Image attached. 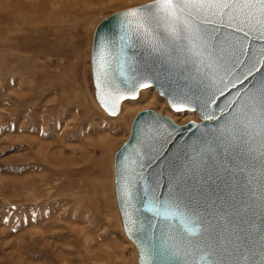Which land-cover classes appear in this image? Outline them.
I'll return each instance as SVG.
<instances>
[{
	"label": "water",
	"instance_id": "obj_1",
	"mask_svg": "<svg viewBox=\"0 0 264 264\" xmlns=\"http://www.w3.org/2000/svg\"><path fill=\"white\" fill-rule=\"evenodd\" d=\"M154 3L96 24L94 100L114 118L123 102L154 88L174 112H195L199 121L179 125L151 109L136 114L113 161L123 233L137 264H189L203 256L214 264H264V139L235 119L247 122L242 109L264 85V28L256 20L229 21L232 12L202 16L197 38L191 22L184 30L157 19L155 10L138 13L146 32L125 15ZM182 224L199 225V234L188 235Z\"/></svg>",
	"mask_w": 264,
	"mask_h": 264
},
{
	"label": "rangeland",
	"instance_id": "obj_2",
	"mask_svg": "<svg viewBox=\"0 0 264 264\" xmlns=\"http://www.w3.org/2000/svg\"><path fill=\"white\" fill-rule=\"evenodd\" d=\"M151 1L0 0V264H137L114 154L141 111L181 125L199 117L174 112L154 88L106 116L90 50L101 19Z\"/></svg>",
	"mask_w": 264,
	"mask_h": 264
},
{
	"label": "snow or ice",
	"instance_id": "obj_3",
	"mask_svg": "<svg viewBox=\"0 0 264 264\" xmlns=\"http://www.w3.org/2000/svg\"><path fill=\"white\" fill-rule=\"evenodd\" d=\"M151 10H155L157 19H165L184 30H188L189 22H191L194 25L193 35L197 38H200L202 30L200 25L195 23V20L202 16L223 18L232 12V15H228L229 21L242 18V22L247 23L249 20H256L259 26L264 28V0H155L149 9H135L125 13V15L135 18L139 27L146 32L147 28H144L143 18L138 13ZM204 22L210 21L205 20ZM236 30L241 31V29ZM243 54L246 55L247 52L245 51ZM259 61L264 65V50L259 54ZM242 113L245 115L246 123L242 122L239 116L235 119L242 124L244 132L252 134L253 129H255L256 134L264 139V85L248 98ZM159 214L165 218L169 215L166 211ZM181 226L190 236L199 234V225L188 227L182 224ZM189 264H214V262L209 261L207 256H203L199 259H193Z\"/></svg>",
	"mask_w": 264,
	"mask_h": 264
},
{
	"label": "bare ground",
	"instance_id": "obj_4",
	"mask_svg": "<svg viewBox=\"0 0 264 264\" xmlns=\"http://www.w3.org/2000/svg\"><path fill=\"white\" fill-rule=\"evenodd\" d=\"M123 104V103H122ZM190 122V121H189ZM179 125H181V124H179ZM184 125V124H183ZM109 142V141H108ZM111 144V143H110ZM109 145V144H108ZM107 148V147H106Z\"/></svg>",
	"mask_w": 264,
	"mask_h": 264
}]
</instances>
